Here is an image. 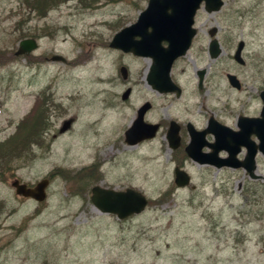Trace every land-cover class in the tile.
Listing matches in <instances>:
<instances>
[{
	"label": "rangeland",
	"instance_id": "1",
	"mask_svg": "<svg viewBox=\"0 0 264 264\" xmlns=\"http://www.w3.org/2000/svg\"><path fill=\"white\" fill-rule=\"evenodd\" d=\"M24 1L0 0V143L37 106L48 117L44 147L33 146L36 157L0 167L5 178L0 180V264H228L227 230L246 220L249 236L255 238L264 219L256 202L262 190L254 189L252 197L231 184V195H226L227 178L240 172L192 162L185 169L195 188H178L172 153L163 147L161 134L129 146L124 132L145 99L153 100L159 118L188 104L192 115L205 119L206 111L207 116L211 111L221 115L226 103L237 109L239 101L257 95L255 88L264 87V0H226L217 14L199 12L201 35L177 69L186 94L171 105L161 103L147 86V58L109 46L116 32L136 21L148 0H69L45 16L30 12ZM212 26L219 27L223 47L215 60L208 54ZM24 38H35L38 47L27 57H16L13 52ZM240 40L246 45L245 66L233 58ZM55 55L67 62L53 60ZM206 68L207 93L198 90L196 75ZM227 73L242 75L244 93L230 86ZM96 74L109 77L93 81ZM132 85L133 95L123 102L121 93ZM90 165L97 171L88 173L99 176L98 184L133 187L152 203L122 222L98 212L90 192L75 194L76 183L69 187L60 176L52 178L42 206L17 197L10 185L14 178L34 185L55 168ZM248 248H256L253 241Z\"/></svg>",
	"mask_w": 264,
	"mask_h": 264
},
{
	"label": "water",
	"instance_id": "2",
	"mask_svg": "<svg viewBox=\"0 0 264 264\" xmlns=\"http://www.w3.org/2000/svg\"><path fill=\"white\" fill-rule=\"evenodd\" d=\"M205 3V9L208 12L219 11L223 5V0H149L147 8L140 14L138 20L118 32L111 46L122 49L125 52H132L142 57H150L153 62L148 73L147 80L160 91H170L173 89V83L170 77L173 62L180 56L186 54L191 46L192 40L197 33L193 27L197 10ZM216 33V28L210 31L211 36ZM139 37V39H137ZM163 42H167L163 46ZM37 47L35 39H24L20 42L17 55L30 53ZM244 42L238 44L235 59L243 62L241 51ZM222 52L220 43L213 39L209 46L211 58H217ZM54 59L64 60L61 56H54ZM203 71H200L202 77ZM232 85L238 86L234 75H228ZM129 91L124 93L123 98L128 97ZM264 100V91L261 93ZM148 106L140 109L137 119L132 126L125 132V140L130 145L152 138L155 136L158 125L145 123L143 115ZM249 130L254 128L259 135L261 143H264V107L262 118H255L247 123ZM246 127L239 132H233L231 129L217 123L213 124L210 131L215 136V141L210 144L212 152L203 153V143H199V134L191 131V143L187 147L188 154L201 164L209 163L217 167L223 165L219 151L227 143L229 151L234 156L235 152L230 146V142L235 139L246 138ZM178 128L172 124L169 129V137H176ZM251 132V131H250ZM249 134H247L248 137ZM176 147V146H174ZM251 150V149H250ZM228 165H232L228 162ZM253 171V167H248ZM50 183L48 178L39 181L35 186L30 187L26 183H21L19 179H14L11 185L15 188L16 194L23 197H31L38 202H42L47 197V187ZM175 183L178 186H186L190 183V176L183 169L176 167ZM91 201L101 213L116 214L119 219H125L133 214L141 213L148 200L146 196L133 188L126 190H115L96 185L92 188Z\"/></svg>",
	"mask_w": 264,
	"mask_h": 264
},
{
	"label": "flooded vegetation",
	"instance_id": "3",
	"mask_svg": "<svg viewBox=\"0 0 264 264\" xmlns=\"http://www.w3.org/2000/svg\"><path fill=\"white\" fill-rule=\"evenodd\" d=\"M205 33L207 38V27ZM219 34L220 29L218 30L217 35L219 36ZM185 57L186 56L179 58L175 62L171 70V78L179 88L173 87L172 91L159 92L147 85L151 89V91L157 96V99L161 100V103L170 101L171 103L169 105H171L173 102H176L177 100H180L182 97L185 96L186 89L177 78V76L179 75L177 71L179 63L183 62ZM235 74L237 75L240 87L235 88L234 90L240 93H244L246 82L241 74ZM196 75L198 81V90L207 93V68L204 69L202 86L199 85V75ZM134 87L135 86L132 85V94L134 93ZM263 89L264 87L261 89L259 87L255 88L257 95L253 96L252 94H250L244 100L239 101L237 103V109H235L231 103H226V106L224 107V110L222 111L221 115H216L211 111V113H209L207 116L206 111V114L202 116L205 117V119L201 118L197 114L192 115L190 112L192 107L188 104H185V109H181L176 114L167 116L165 119L159 118L156 111L155 103L152 99H145L139 104V106H141L144 102L150 103L148 110L145 112V121L148 123L159 124V131L156 136L159 137V135L161 134V136L163 137V147H166L171 151V162L174 164L175 167H184L187 166L188 163L192 162L191 158L187 155L185 150L186 146L191 140V131L195 130L201 133L204 132V134H199V143H203L204 152L210 151L207 147V140L209 141V143L212 142V134L209 133L207 135V129L211 128L212 119L218 120L223 125L230 127L233 131H240L241 126L243 128L246 127V138L243 137L242 139H236L231 142V145L235 150V155L231 158V160L234 164H242V166L221 167V169L226 171H232L233 173H241V176L233 174L227 178V188L226 193H224L226 195H231L229 187V185L231 184L241 188L244 193H247L248 196L252 197H256L254 194H252L254 189L256 190V192L262 190L263 194L261 197L257 198L256 202L259 206L257 212L263 214L264 210L260 209L262 204L264 203V143H261L259 135L256 131H254V128H251L249 130V128L247 127V122H241V118L243 117L252 119L261 116V110L263 107L261 91ZM162 107L164 108L165 105H163ZM173 122L174 126L178 128V132L176 137H172V139L169 140L167 134ZM247 134H249L248 137ZM176 143L178 145L176 148H174L172 144ZM249 147H252L254 149V155L249 154ZM219 155L222 159V162L225 164L230 160V154L226 147L222 148ZM208 166L213 167L211 165ZM244 166L255 167L254 173L257 174L259 177H251L250 173H248ZM245 179H247L248 181H245ZM259 200H261L262 202H259ZM261 221V228H258V230H256V236L253 240L249 236L252 233L251 230L247 229V224H249L250 222H247L246 220L242 222L241 219L238 220V224L236 225L234 230H227V233L224 238V248L229 252V256L227 257L228 264H264V219H261ZM250 241H253V244L256 247L254 250L251 251L248 248Z\"/></svg>",
	"mask_w": 264,
	"mask_h": 264
},
{
	"label": "trees",
	"instance_id": "4",
	"mask_svg": "<svg viewBox=\"0 0 264 264\" xmlns=\"http://www.w3.org/2000/svg\"><path fill=\"white\" fill-rule=\"evenodd\" d=\"M63 1L66 0H25L24 4L25 8L30 12H35L39 16H45L50 9L57 7ZM95 1L99 0H88L89 3ZM24 36L26 35L22 34L21 37ZM14 58L16 59V57ZM41 108L42 106H40V109L37 106L31 115L27 116L19 123L16 133L0 143L1 168L6 166L10 167L12 162L23 159L33 160L36 157L33 146L37 145L40 148L44 147L42 134L45 132V130H43L44 126H47L48 116L44 113L45 108L42 110ZM89 170L97 171V169L93 168L91 165L81 170H65L58 167L53 169L48 176L50 178L60 176L67 182L69 187H75L74 183H76L77 190L74 193L77 195H84L86 193L88 194L91 186L98 183L100 179L99 176L96 177L93 173L89 174ZM0 180L5 181V178L0 177ZM44 203L40 205L42 206ZM150 203H152V201Z\"/></svg>",
	"mask_w": 264,
	"mask_h": 264
},
{
	"label": "bare ground",
	"instance_id": "5",
	"mask_svg": "<svg viewBox=\"0 0 264 264\" xmlns=\"http://www.w3.org/2000/svg\"><path fill=\"white\" fill-rule=\"evenodd\" d=\"M38 62V61H37ZM33 75L36 74V67L34 68V71H32ZM109 76L108 75H105L104 77H99L97 74L94 75L92 78H93V81H96L97 79H99L98 81L100 82L101 80H104L106 78H108ZM103 84V83H102Z\"/></svg>",
	"mask_w": 264,
	"mask_h": 264
}]
</instances>
